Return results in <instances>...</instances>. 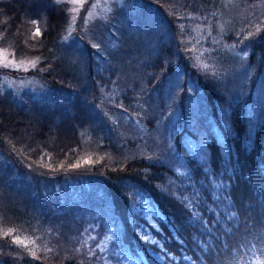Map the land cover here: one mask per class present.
<instances>
[{
	"label": "trees",
	"instance_id": "obj_1",
	"mask_svg": "<svg viewBox=\"0 0 264 264\" xmlns=\"http://www.w3.org/2000/svg\"><path fill=\"white\" fill-rule=\"evenodd\" d=\"M53 1L0 0V45H10L18 56L40 57L39 69L44 70L40 74L53 95L51 103L40 106L30 93H23L20 98L0 93V148L18 172L26 171V176H40L27 168L30 163L39 165L40 173L50 180L63 182L72 177L96 183L93 199L86 197L91 203L89 209L108 207L111 215L97 219L94 233L98 240L89 247L88 220L76 218L69 209L59 214L51 212L46 217H52V226L60 232L57 243L64 248L59 247L58 253L43 252L36 258L22 259L1 251L0 262L248 264L255 255L264 257V241L256 239L264 234V114L254 118L246 110L264 69V27L250 39L248 63L256 70L241 99H229L234 93L225 92L214 79L182 65L188 77L197 78L202 95L200 111L223 136L221 142L209 129L193 134L197 139L206 138V158L187 145L186 135L192 136V132L185 120L173 135L178 156L167 149L133 157L114 151V160L95 157L92 166L73 167L84 152L81 132L94 124L86 91L83 87L77 92L73 88L89 76L90 70L93 84L104 87L114 77V71L87 69L89 52L81 55L82 75L77 62L58 58L57 46L65 34L69 15L65 3ZM144 1L158 8L171 29L177 13L175 6L184 0ZM200 1L210 2L211 6L217 3ZM33 21L38 24L39 36L35 35ZM160 46L161 52L153 64L146 66V71L154 74L147 83L149 87L177 67L165 63L178 46L171 39ZM86 49L89 51L90 47ZM186 99L184 91L178 100L184 116H188ZM200 111L191 116L195 126L197 121L203 125ZM10 150L18 153L13 155ZM19 214L24 218L28 215ZM102 241L107 245L99 249L97 244ZM248 242H255L256 247H250ZM241 244L245 246L241 248Z\"/></svg>",
	"mask_w": 264,
	"mask_h": 264
},
{
	"label": "rangeland",
	"instance_id": "obj_2",
	"mask_svg": "<svg viewBox=\"0 0 264 264\" xmlns=\"http://www.w3.org/2000/svg\"><path fill=\"white\" fill-rule=\"evenodd\" d=\"M53 2L65 3L69 15L65 34L57 46L58 58L77 62L82 75L81 55L89 52L87 69L114 71V77L104 87L93 84L90 70L89 76L73 88L77 92L83 87L94 114L93 126L81 132L84 152L78 164L92 166L95 157L114 160L117 151L133 157L167 149L178 156L173 135L180 131L185 120L192 132V136L186 135V143L198 156L207 157L206 138H195L196 131L201 134L209 129L223 141L219 128L200 111L202 95L197 78L188 77L183 66L196 69L214 79L225 92L234 93L229 99L244 97L256 70L249 66L248 56L252 35L264 27V0H217L212 6L210 2L184 0L175 6L177 13L171 29L158 8L144 0ZM37 28L36 22L34 30ZM169 39L178 49L165 65L174 63L177 67L149 87L147 83L154 74L146 71V66L152 65L161 52V42ZM93 44H98L99 49L93 48ZM41 61L38 56H18L10 45H0V93L16 98L30 93L40 106L51 103L50 87L40 74L44 71L39 69ZM184 91L188 116L181 113L178 102ZM251 100L246 110L254 118L263 115L264 69ZM197 110L203 125L199 121L197 126L193 123L191 116ZM222 122L227 126L226 121ZM3 151L0 148V252H10L17 259L34 257L32 252L36 254L34 258L43 252L58 253L59 247L65 246L57 243L60 232L52 226V217L46 216L68 209L76 218L88 220L86 238H96L87 242L91 247L98 240V234L94 233L97 219L111 215L108 207L89 209L91 203L86 197L93 199L97 184L72 177L63 182L50 180L40 173L39 165L30 163L27 168L36 170L40 176H26V171L18 172ZM96 193L99 195L101 191ZM20 212L28 215L24 218ZM16 237L23 243L15 242ZM103 245L107 243L100 242L98 248ZM248 264H264V257L255 255Z\"/></svg>",
	"mask_w": 264,
	"mask_h": 264
},
{
	"label": "snow or ice",
	"instance_id": "obj_3",
	"mask_svg": "<svg viewBox=\"0 0 264 264\" xmlns=\"http://www.w3.org/2000/svg\"><path fill=\"white\" fill-rule=\"evenodd\" d=\"M73 2H76V0H73ZM83 2V0H81V3ZM33 23H36L35 21H33ZM41 33H40V30L39 28L36 29L35 31V35L36 36H39ZM93 48H96V49H99V45L98 44H93L92 45ZM7 66V65H5ZM73 167H79V164H76V165H73ZM251 218H249L250 220ZM9 232H11V229L8 230ZM7 234V233H5ZM90 239L92 240H95L96 238L95 237H90ZM257 240L259 241H264V234H261L259 237L256 238ZM15 242L17 243H23L22 241H20V238L19 237H16L15 238ZM248 244L250 245V247H256V243L255 242H248ZM245 245L244 244H241L240 247L243 248ZM97 247H99V244H97ZM225 247H227V245H225ZM32 255L35 257V252H32ZM93 255H95V253L93 252Z\"/></svg>",
	"mask_w": 264,
	"mask_h": 264
}]
</instances>
